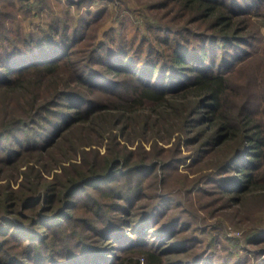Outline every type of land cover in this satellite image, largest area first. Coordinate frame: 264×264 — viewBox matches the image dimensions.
I'll use <instances>...</instances> for the list:
<instances>
[{"label": "trees", "instance_id": "1", "mask_svg": "<svg viewBox=\"0 0 264 264\" xmlns=\"http://www.w3.org/2000/svg\"><path fill=\"white\" fill-rule=\"evenodd\" d=\"M262 2L154 0L143 25L123 15L100 32L105 5L24 31L1 22L0 0V264H264V226L242 252L146 191L190 156L188 168L208 164L200 195H264V89L251 86L264 75L239 76ZM149 139L172 141L171 155ZM103 140L113 147L89 159Z\"/></svg>", "mask_w": 264, "mask_h": 264}, {"label": "rangeland", "instance_id": "2", "mask_svg": "<svg viewBox=\"0 0 264 264\" xmlns=\"http://www.w3.org/2000/svg\"><path fill=\"white\" fill-rule=\"evenodd\" d=\"M35 1L31 0V3L34 5ZM92 4L82 2L79 6L77 4H72L68 0H40L38 3H35L37 6L41 4L38 12H34L35 9L27 10L28 2L25 0H2V11L5 17L1 22L9 25L11 28H18L24 31L30 30H45L46 23L52 18H57L63 16L64 14H71L74 17L88 7H96L105 5L106 12L100 18L101 28L100 32L104 28H107L112 25H116L118 17L125 15L127 18L135 21L137 24L143 25V22L147 19H151L152 12L148 9V4L154 0H93ZM159 1V0H156ZM4 2V3H3ZM31 4V5H32ZM166 7L162 8L159 12L162 13ZM164 15V14H163ZM157 16V15H156ZM248 23L246 26L249 27V31L255 35L254 40V50L250 55V59L245 61L239 69L240 77H245L248 81L251 76L260 73L264 75V2L261 3L260 8L257 9V12L249 16ZM166 19L169 17H165ZM179 22V18H176ZM100 27V26H99ZM245 75V76H244ZM246 75H248L246 77ZM244 78V79H245ZM252 87L261 86L264 89V78L261 82V85H255V82L251 83ZM258 89V88H257ZM178 123L171 127V131L176 128ZM152 129V128H151ZM148 129L147 134H152L153 131ZM169 129V128H167ZM171 136V135H170ZM173 136V135H172ZM120 142L124 141V136L118 137ZM174 138V137H173ZM152 139V138H151ZM142 141V146L145 149H162V157L165 159L171 152L169 147H167L172 141L164 142L162 140L157 141L156 145L158 148H153L152 140ZM171 140H173L171 138ZM137 142L134 144H128L129 148H133ZM111 143L103 140L98 145H93L88 154L90 159L93 154L105 155L110 148ZM159 145V146H158ZM89 148L88 146H86ZM164 147V148H160ZM158 149V150H159ZM184 144L181 148L183 152L189 153V150ZM161 153V152H160ZM151 156V154L149 155ZM212 157V156H208ZM190 156H188L186 162L178 164L175 168H170L168 171L163 172L160 168L157 169V174L152 175L147 182L146 187L147 193H152L154 189L161 190L162 192H169L171 195H174L178 200H180V206H177V212L187 213V219L193 220L197 225L200 226H214L220 232V235L223 239H228L229 241H239V249L242 252H250L251 250L246 249L245 237L253 231L254 228L259 226H264V195L257 196L250 195L245 199L242 198L240 201L229 202L226 201L223 197L216 194L215 192H203L200 195V192H197V189L200 185L199 181L201 176H206L209 173V168L207 163L201 162L200 164L193 165L192 167H187L190 161ZM133 162L137 160L133 157ZM158 159L161 160V156H151L149 160ZM209 160H211L209 158ZM55 170H60V167H57ZM3 173V172H2ZM52 173V171L50 172ZM206 174V175H205ZM47 176H50L48 174ZM17 181H11L10 187H16L18 184ZM6 178L0 177V198L6 187ZM156 190V191H157ZM146 197H143L141 201H145ZM171 211V209L169 210ZM185 211V212H184ZM248 248H253L247 244ZM261 255L259 258L263 257Z\"/></svg>", "mask_w": 264, "mask_h": 264}]
</instances>
